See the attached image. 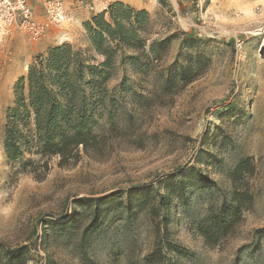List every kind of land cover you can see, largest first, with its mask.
I'll return each instance as SVG.
<instances>
[{
  "label": "rangeland",
  "instance_id": "obj_1",
  "mask_svg": "<svg viewBox=\"0 0 264 264\" xmlns=\"http://www.w3.org/2000/svg\"><path fill=\"white\" fill-rule=\"evenodd\" d=\"M62 2L67 20L42 39L0 34V264H264V0L133 1L148 8L149 69L108 82L96 144L12 160L16 83L50 47L85 49L100 13Z\"/></svg>",
  "mask_w": 264,
  "mask_h": 264
},
{
  "label": "trees",
  "instance_id": "obj_2",
  "mask_svg": "<svg viewBox=\"0 0 264 264\" xmlns=\"http://www.w3.org/2000/svg\"><path fill=\"white\" fill-rule=\"evenodd\" d=\"M148 18L145 9L112 2L84 23L85 49L64 43L37 56L15 86L14 107L7 115V157L19 159L33 149L41 156L62 160L77 158L81 150L87 153L90 144L97 142L95 129L100 120L112 119L106 102L108 82L126 64L144 72L149 69L142 62V34L150 24ZM155 44L150 46L152 53ZM123 82V91H131ZM115 200L116 194L100 202Z\"/></svg>",
  "mask_w": 264,
  "mask_h": 264
},
{
  "label": "built area",
  "instance_id": "obj_3",
  "mask_svg": "<svg viewBox=\"0 0 264 264\" xmlns=\"http://www.w3.org/2000/svg\"><path fill=\"white\" fill-rule=\"evenodd\" d=\"M199 6L213 0H195ZM46 19L38 21L31 0H0V34L23 30L32 40H40L50 25L60 27L68 18L62 0H42Z\"/></svg>",
  "mask_w": 264,
  "mask_h": 264
},
{
  "label": "crops",
  "instance_id": "obj_4",
  "mask_svg": "<svg viewBox=\"0 0 264 264\" xmlns=\"http://www.w3.org/2000/svg\"><path fill=\"white\" fill-rule=\"evenodd\" d=\"M66 1L69 2V1H72V0H66ZM88 1L94 3L96 5V7H99L100 8L98 10V12H102L103 10H105L107 8V6H109L110 3L116 2V1H121V2L127 3V4H129L131 6H135V8H137V9H145V10H148V8H147L146 5H134L133 4V1H137V0H88ZM32 4H33L34 10H35V14L37 16L36 18L42 19L43 18V8H42V5L39 4V3H37V2L36 3L35 2H32ZM76 6L77 7H75L74 10H72L73 12H75V11L77 12V11H80L81 10L80 9L81 8V4H80L79 1H78V3H76ZM84 8H86V10L84 12H87L88 11L87 7H84ZM90 19H91V17L88 20H90Z\"/></svg>",
  "mask_w": 264,
  "mask_h": 264
},
{
  "label": "bare ground",
  "instance_id": "obj_5",
  "mask_svg": "<svg viewBox=\"0 0 264 264\" xmlns=\"http://www.w3.org/2000/svg\"><path fill=\"white\" fill-rule=\"evenodd\" d=\"M262 48H264V43H263V45H262Z\"/></svg>",
  "mask_w": 264,
  "mask_h": 264
}]
</instances>
